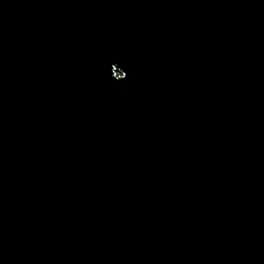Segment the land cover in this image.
Instances as JSON below:
<instances>
[{
    "label": "water",
    "instance_id": "water-1",
    "mask_svg": "<svg viewBox=\"0 0 264 264\" xmlns=\"http://www.w3.org/2000/svg\"><path fill=\"white\" fill-rule=\"evenodd\" d=\"M0 264H264V0H0Z\"/></svg>",
    "mask_w": 264,
    "mask_h": 264
}]
</instances>
